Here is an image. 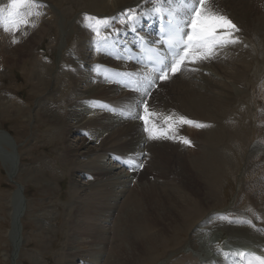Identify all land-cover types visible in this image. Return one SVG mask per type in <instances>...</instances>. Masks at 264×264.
<instances>
[{"label": "bare ground", "instance_id": "6f19581e", "mask_svg": "<svg viewBox=\"0 0 264 264\" xmlns=\"http://www.w3.org/2000/svg\"><path fill=\"white\" fill-rule=\"evenodd\" d=\"M213 2L210 6L226 15L239 28L235 35L240 42L229 45L224 55H220L221 51L218 53L217 49L218 55L214 58L200 61L194 68L189 66V71L172 81L174 86L170 91L164 93V87L170 83L164 84L148 101L149 112L175 109L182 117L205 125L180 129L185 132L182 135L188 136L191 147L176 145L164 137L152 139L150 132L147 133L138 120L131 119V106H135L138 98L120 88L124 76L135 74L136 69L130 63L120 62L111 56V60L108 59L111 75L108 77L109 71L101 67L94 71L96 77H93L96 64L107 62L95 47L101 39L88 26L91 21L84 18L85 22L76 24L73 30L77 39L73 49L79 58L75 59L76 55L70 48L72 51L64 52L56 72L52 64L42 58L30 59L32 67L29 72L26 71L28 78L35 77L47 91V96L42 98V111L47 116L45 119L56 126L61 136L56 141L62 139L67 143L63 149L67 162L63 161L62 164L70 166L67 169L72 175L77 173L90 183L79 186L84 197L76 203L75 210L81 221L73 227L74 236L83 230L89 239L83 241L84 250L73 246L75 252L70 254L74 258L72 264L76 263L75 260L83 264H98L95 261H100L103 254H106V259L102 258V262L105 260L103 264H165L164 260L171 253L185 247L199 252V243L210 234L216 239L211 247L215 251L212 257L204 252L205 261L199 263L191 258L192 254L185 253L181 260L173 264H229V259L218 258L220 249L225 254L230 252V248L253 249L264 254V0ZM51 3L59 8L69 3L76 11L85 6L99 18L115 17L111 27L104 28L102 34H114L113 29H118L124 38L128 36L129 25L120 24L119 18L126 10H136L140 19L135 25L138 28H144L143 22L154 19L152 0H41V40L54 25L47 17ZM165 7L177 8V0H168ZM70 14L65 12L64 19ZM0 28V31H4L0 39L3 44L17 40L11 36L7 38L2 24ZM27 35L33 38L32 33L25 34V37ZM13 44L10 47L14 49ZM4 48L0 49V67H5L2 59L8 63L14 58L13 62L19 65L20 52H8V49L6 52ZM87 59L90 62L85 64L84 60ZM91 63H94L93 67ZM211 65L229 83L212 81L204 76L207 71L205 67ZM186 67L187 64L184 72ZM52 73H56L53 86L49 81ZM82 86L87 87L86 91L81 89ZM214 90L218 93H214ZM105 101L123 102L125 108H121V112L105 111L107 106L100 105ZM244 106L243 116L233 120L231 117L235 113H242L240 111ZM138 113L145 115L141 108ZM114 119L117 120L115 124L112 121L102 123ZM155 119L158 122L164 117H150L149 126ZM98 126L104 130H110L111 126L116 129L105 137V133L100 134L97 130ZM179 128L176 125L174 130L178 131ZM4 133L10 138L9 133ZM74 134L81 135V138L72 143L69 137ZM14 150L18 165V150ZM119 152L132 154L138 162L148 165L154 183L151 182L153 179L145 182L138 179L139 174L130 176L119 164H115L114 168L100 169L96 166L102 154L113 156ZM145 152H148L147 155ZM88 164L91 169L83 171L82 165ZM135 178L137 180L134 182ZM236 181L238 199L226 208L223 197L227 184ZM20 188L22 195L24 188L22 185ZM114 192L117 194L110 196ZM204 196L206 198L203 200ZM120 199H124L122 204L119 203ZM25 208L26 205H20L21 214ZM115 212L118 215L113 223L114 233L120 235H116L115 242L109 243L106 236L110 231L94 223L106 215L114 216ZM228 212L236 214L230 223L224 221ZM92 229L96 232L93 233ZM11 233L16 235L14 247L18 248L22 241L21 221H16ZM110 244L112 248L108 253L106 248ZM91 247L95 254L91 251L90 255L94 257L89 255L88 249ZM91 258L94 263H89Z\"/></svg>", "mask_w": 264, "mask_h": 264}, {"label": "rangeland", "instance_id": "374dc122", "mask_svg": "<svg viewBox=\"0 0 264 264\" xmlns=\"http://www.w3.org/2000/svg\"><path fill=\"white\" fill-rule=\"evenodd\" d=\"M38 1L41 4V0ZM9 3L10 0H0V7L4 4L8 5ZM51 5L52 8L49 11V15L47 14V17L54 25L51 31L47 33L42 40L41 24L43 20V11L40 7L37 11L42 13L41 15L26 17L27 21L31 22V25L27 31L24 30L18 37L16 34L14 38H17V40H15L16 43H14L13 39L11 42H8V45L0 41V46L2 45L0 49L6 47L4 48L6 52L8 49V52H11V50L12 52L17 51L22 55L19 65L13 62L14 58L8 63L5 62V59H2L1 63L5 67L4 69L0 67V131L10 134V138H8L4 132H0V264H72L74 258L71 257L72 255L70 254L72 252L74 253L75 249L84 250L83 241L87 240V238L89 239V237H86L82 232L83 230H81V233L75 234L74 236L73 227L77 222L81 221L75 210L77 207L76 203L81 201L84 197L81 195L79 186L80 184L89 185L90 183L86 182V180L79 174L77 175V173L72 175L67 169L70 168V166H68V164L67 166L62 164L63 161L67 162L63 153V149L67 143L62 139L56 141V139L61 136L56 131V126L45 119L47 116L45 112L43 113L42 111V98L47 96V91L39 85L35 77L29 79L26 71L29 72L32 67L29 61L34 57L39 59L42 58L50 62L55 72L59 70V61L64 56V52H68L72 49L73 55H76L75 59L79 58L80 56L77 55L73 49L77 40L73 30L76 24L85 22L86 16L96 17V15L93 10L85 6L78 8L76 11L73 10V6L69 3H64L61 8L53 3H51ZM65 12H70L71 14L64 19L63 15ZM30 19L34 20L32 21ZM2 33H4V31H0V39L3 37ZM27 33H32L33 38H30V35H27L26 38L25 34ZM8 35L7 38H10ZM23 38H25L24 40L27 42L23 41ZM68 40L69 43L67 45ZM12 44L14 45V49L10 47ZM9 48H11L10 51ZM220 49V55H224L226 53V48ZM89 62V59L86 61L84 60L85 64ZM211 66L205 67L207 71L204 72V76L209 77L212 81L219 80L229 83V80H224L220 77L214 69V66ZM55 76L56 73H52L49 78L52 86L55 83ZM199 82L200 81L197 83ZM173 86L174 82H171L168 87H164V93H166L167 90L170 91ZM81 89L86 91L87 87L82 86ZM214 93H218L217 90H214ZM158 102L159 101L156 103ZM245 107L246 106L242 107L243 110L241 109L242 111H240L242 113H235L233 115L235 117L232 116L231 118L234 120L235 118L242 117ZM167 110L171 114H181L175 109L171 111L170 108H168ZM249 110L251 114V107ZM111 121L115 124L117 120H104L102 123H112ZM247 121L249 122V120ZM111 127L110 130L108 128L104 130L101 126H98L97 130L100 134L105 133L106 137V135L108 136L115 132L116 128H114V126ZM79 134L72 135L69 137V140L75 143L81 138ZM85 137L89 138L86 135ZM173 142L175 144L174 139ZM96 145L98 146V144ZM15 148L18 150V165H16ZM120 153L121 152L118 154ZM147 153L148 152H145V154ZM100 157L97 159L98 163L96 164L98 168L115 167L112 155L102 154ZM168 157H171V155ZM12 160H14V163ZM82 166L83 171L91 169L90 164ZM147 166L145 167L147 170L145 169L140 177L138 176V179L144 182L147 181V179L150 181L154 178V176L151 175L152 171H150V168ZM115 172L119 173L120 171ZM143 173L145 175H143ZM148 175L149 177H147ZM88 180L94 181L92 178H88ZM136 180L135 178L134 182ZM154 181L155 179L151 180L152 183H154ZM20 185L24 188L22 195H20ZM237 187V181L227 184L223 197L226 208H229L238 199ZM117 191L120 190L117 188ZM110 194V196H115L117 193L114 192ZM202 198L204 200L206 197L204 196ZM123 202L124 199L119 200V203L122 204ZM111 204H113V201ZM20 205H24V207L26 205V211L24 210L23 214L19 211ZM117 215L118 212H115L114 216L113 214H111V216L106 215L104 219L101 217L100 221H97L98 223H94L98 224V226H105L104 228L108 232L110 231L106 236L109 243L115 242L116 235H120L114 233L113 223L115 222L114 219H117ZM228 215H230L231 218L236 216L235 213L228 212L225 215L226 218ZM16 221H21V244H23L17 262H15L17 259L13 261V257H11L16 238V235L12 234L11 231ZM98 226L96 229H98ZM95 232L96 230L94 229L93 233ZM186 238L187 237L183 239L185 240ZM74 241L77 242L73 245ZM215 243V236L210 234L199 243V252H194L192 249H187V247H185L179 252L171 253L164 262L165 264H173L174 261L181 260L183 255L188 253L189 255H193L191 256L192 259L199 263H203L205 261V259H203L204 252L209 254L210 257L215 254V251L211 249L212 244ZM73 246H76L74 250ZM96 247L99 246H94L93 248ZM93 248L91 247L88 249L90 251L89 255ZM109 248H112L111 244L106 248V252L108 251V253L110 251ZM127 250L130 252L129 249ZM92 253L95 254V251H92ZM90 256L94 257L93 255ZM105 257L106 254H103L102 258L104 259ZM102 258L100 257V261L95 262L103 264L105 260L102 262ZM218 258L220 257L218 256ZM225 258L226 260L229 259L228 257ZM90 260L89 263H94L93 258ZM75 262V264L82 263L77 262V260H75Z\"/></svg>", "mask_w": 264, "mask_h": 264}, {"label": "snow or ice", "instance_id": "6c2138e0", "mask_svg": "<svg viewBox=\"0 0 264 264\" xmlns=\"http://www.w3.org/2000/svg\"><path fill=\"white\" fill-rule=\"evenodd\" d=\"M152 13L167 16L170 18L168 29L165 32L164 43L169 51L173 53L170 62L162 64L159 79H168V72L176 74L182 70V66L187 63H197L214 58L217 49L228 45L239 43V38L235 35L240 30L226 15L215 11L209 3V0H177V8L168 7V0H152ZM43 5L38 0H10V3L0 8V23L5 25V30L9 28L19 30L22 24H26L28 16H39L42 13L37 11ZM149 13H145L148 15ZM126 17V19H125ZM111 18H99L86 16V20L91 21L88 26L95 35L102 41H107V36H102L104 28L111 27ZM139 16L134 9H128L121 14L120 24H128L133 32L134 26ZM34 26V25H33ZM113 31L119 33L118 29ZM141 39H143L141 37ZM15 42V41H14ZM143 117H137L144 120L145 125L149 124L150 117H159L161 114L149 112L148 106L144 104ZM164 123L167 128L146 129L150 132V138L159 139L161 137L172 139L176 123L190 124L197 127H204L196 121L180 117L179 121L174 120L173 116L164 117ZM158 133V134H157ZM182 143L190 145L191 141L183 138ZM135 166V165H133ZM142 167V164L139 165ZM244 257L245 264H264V256L252 253H239Z\"/></svg>", "mask_w": 264, "mask_h": 264}]
</instances>
